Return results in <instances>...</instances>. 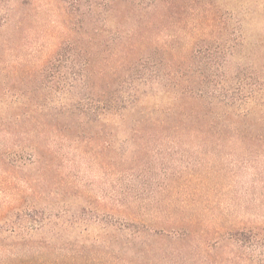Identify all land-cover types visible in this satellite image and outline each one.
Here are the masks:
<instances>
[{
  "label": "rangeland",
  "instance_id": "374dc122",
  "mask_svg": "<svg viewBox=\"0 0 264 264\" xmlns=\"http://www.w3.org/2000/svg\"><path fill=\"white\" fill-rule=\"evenodd\" d=\"M262 5L0 0L4 86L28 92L62 53L53 73L61 111L0 128V264H264V237L244 247L225 236L244 224L264 231L262 109L243 103L246 116L219 122L202 110L213 105L203 102L198 117L185 108L201 90L233 96L217 84L222 74L242 83L241 94L264 76ZM229 9L236 18L225 22ZM116 86L139 97L117 126L106 104L88 100ZM74 95L100 119L79 118L69 108ZM179 95L178 108L156 109ZM32 201L61 210L52 219L75 216L77 226L55 243H40L51 232L28 242L18 209ZM134 219L153 229L133 236L108 225Z\"/></svg>",
  "mask_w": 264,
  "mask_h": 264
},
{
  "label": "trees",
  "instance_id": "16d2710c",
  "mask_svg": "<svg viewBox=\"0 0 264 264\" xmlns=\"http://www.w3.org/2000/svg\"><path fill=\"white\" fill-rule=\"evenodd\" d=\"M66 1L73 6L79 7L82 0ZM94 1H96L98 5H110L115 0ZM107 1L109 2V4L107 3ZM135 1L136 3H138V0ZM240 6H243L242 2L240 3ZM229 11L231 12L225 16V22H228L229 17H233L234 19L236 18L234 16V11L230 9ZM235 25V30L237 32L238 30L241 32L244 28L245 23L241 19H237ZM226 26L227 25H225V31L228 30ZM59 52L53 60H50L38 72L36 76L39 77L38 81L36 82L37 84H35V87L28 89V92H26L25 89H12L10 86H7L8 84L4 86V82L0 80V128H16V123L18 124L20 120H22V123H25V121L28 119L27 117L31 116L32 112L34 111L38 114H42L46 110L52 112L61 111V95L58 94V87L61 84L62 79H56V76H54L53 74L54 72H56V69L60 68V63L62 62V53ZM208 79L209 76L205 78V81H207ZM254 80V83L250 87L251 91L241 94L243 92L241 90L243 89L242 83L233 82L227 77V75L222 74L219 77L217 84H222L224 89L233 91V96L235 97H233L232 95L227 96L226 94L218 95L216 93H209L210 91L201 90V92H198L196 98H194V101L192 102L193 104L189 103L185 106L188 112H192L191 114H187V116L191 115L194 117H198V108L200 106L203 107L202 103L204 102L205 106L213 105L215 108H218V110L202 108V110L206 111L205 116L208 115L209 118H217L219 122H226L229 118H231V120H237V117H244L249 113V111L242 108V104L245 103L257 105L259 108H261L262 111H259V113L262 114L261 120H264V76L257 75ZM210 82H212L211 79L208 80L207 84L209 85ZM116 88L117 86L112 88V90ZM2 89H4V91H2ZM236 92L240 93L241 96H238V98H236ZM81 97L78 98L76 95H74L69 108L78 116H84V118L88 120H99L100 117L98 115L101 114L99 113V110H94L96 113H98L97 115L89 113V111L86 110L82 105L84 99H82ZM88 98L91 103H95L96 105L103 106V104H106V106H108L109 108V117L104 116V118L108 117V120H110L112 124H115L117 126L122 122L125 111H128V107L139 97L134 94L126 95L122 93L121 90L116 89L108 93L92 94ZM179 98L180 95L171 98L170 102L169 100H167V102H165L164 104L160 103L156 105V109H161L165 113H168L173 108L179 107ZM183 98L184 97L182 96L181 100ZM185 102L183 103V105H185ZM247 106L249 105H246V107ZM102 113L106 112L104 111ZM80 116L79 118H81ZM15 153H17V151H15ZM53 211L54 209H49V207L47 209L46 207L38 205L34 201L28 204L27 207H25V210H22V208L18 209L20 218L25 219V225H23V227H25L27 233L31 237L30 239H28V242L35 240V236L37 235L51 232L53 233L54 237L46 236L42 239H39L40 243H55V240H58L60 238L62 230L66 225L72 228L74 226H77L78 219H76L75 216L68 218L67 223L64 221L61 222L60 220L58 221L52 219V215L54 214H56L57 217L59 215V217H62L59 212L61 210L55 213ZM108 225L115 231H125L127 234L130 233L133 236L151 232V229H153L151 224L135 219L126 221L113 220L109 222ZM162 230L163 229H161L159 233H163ZM177 232L179 233L181 231ZM225 236L227 239L232 240L235 243L240 244L241 246L248 247L247 244H252L255 243V241H259V237L263 238L264 231L261 230L259 226L244 224L239 227L227 230L225 232Z\"/></svg>",
  "mask_w": 264,
  "mask_h": 264
}]
</instances>
